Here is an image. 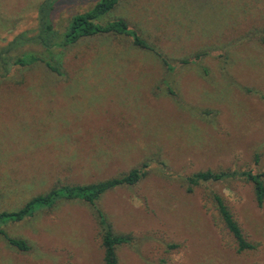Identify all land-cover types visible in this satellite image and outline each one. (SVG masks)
<instances>
[{
	"label": "rangeland",
	"instance_id": "obj_1",
	"mask_svg": "<svg viewBox=\"0 0 264 264\" xmlns=\"http://www.w3.org/2000/svg\"><path fill=\"white\" fill-rule=\"evenodd\" d=\"M43 1L0 0V48L36 34ZM98 1L55 0L56 33ZM107 19L126 21L154 51L96 36L62 51L63 76L33 64L0 77V211L56 185L136 169L135 185L97 204L112 231L129 237L117 264H264V203L252 184L228 178L189 191L186 181L205 170H264V41L255 42L264 39V0H123ZM105 53L116 54L113 64ZM210 192L254 250L237 252ZM5 230L29 249L0 238V264H104L94 212L82 202Z\"/></svg>",
	"mask_w": 264,
	"mask_h": 264
},
{
	"label": "trees",
	"instance_id": "obj_2",
	"mask_svg": "<svg viewBox=\"0 0 264 264\" xmlns=\"http://www.w3.org/2000/svg\"><path fill=\"white\" fill-rule=\"evenodd\" d=\"M121 1L123 0H99L86 12L73 15L66 29L62 33L57 34L51 18L55 0H44L37 9L38 22L36 34L27 36L26 32L20 33L0 48V77H7L12 68L21 69L33 64L44 66L51 75L63 76L59 67L62 51L65 48L77 45L82 40L96 36L124 38L134 48L150 52L154 51L136 31L129 27L126 21L123 19H107ZM262 41H264L263 37L255 40V42ZM30 46H39L40 49L24 50L18 54L13 53L15 50ZM115 55L109 53L106 55L105 53L103 56H100V59L102 61L107 59L110 64H113L116 58ZM200 58L201 55H196L193 63H196ZM162 62L169 69L171 68L168 61L164 58H162ZM189 63H192V61L189 62L184 59L181 62L182 65ZM141 177L142 175L139 171L133 169L121 177L97 183L53 186L45 193L30 197L15 210L0 211V238L13 249L19 252H26L29 249L26 240L9 236L5 230L6 226L21 223L32 218L38 212L53 208L62 201H79L90 206L94 212L103 248L104 264H117L116 249L123 244H127L129 237L127 235L116 234L112 231L105 215L97 207V204L106 192L122 186H133ZM228 178H241L252 184L257 204L259 206L263 205L264 170L257 173L252 171L229 172L205 170L193 173L187 177L186 181L189 186L188 190L191 191L192 187L206 183H216ZM209 195L220 221L235 240L237 252L254 250L257 246L246 240L225 200L215 192H210Z\"/></svg>",
	"mask_w": 264,
	"mask_h": 264
}]
</instances>
